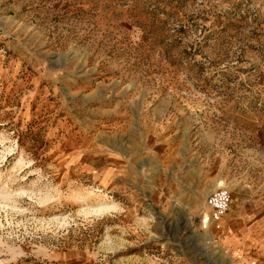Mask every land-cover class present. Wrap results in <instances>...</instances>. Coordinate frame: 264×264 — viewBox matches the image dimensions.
Wrapping results in <instances>:
<instances>
[{
  "label": "rangeland",
  "instance_id": "rangeland-1",
  "mask_svg": "<svg viewBox=\"0 0 264 264\" xmlns=\"http://www.w3.org/2000/svg\"><path fill=\"white\" fill-rule=\"evenodd\" d=\"M243 255L264 257V0H0V264Z\"/></svg>",
  "mask_w": 264,
  "mask_h": 264
},
{
  "label": "built area",
  "instance_id": "built-area-1",
  "mask_svg": "<svg viewBox=\"0 0 264 264\" xmlns=\"http://www.w3.org/2000/svg\"><path fill=\"white\" fill-rule=\"evenodd\" d=\"M232 194L228 189L220 190L208 198V206L211 209V220L216 229L223 227V220L230 211Z\"/></svg>",
  "mask_w": 264,
  "mask_h": 264
},
{
  "label": "crops",
  "instance_id": "crops-1",
  "mask_svg": "<svg viewBox=\"0 0 264 264\" xmlns=\"http://www.w3.org/2000/svg\"><path fill=\"white\" fill-rule=\"evenodd\" d=\"M223 230H226V225L224 223V227ZM236 230V232H232L230 231V240H232V242L234 243L233 248L236 250L237 254L241 255L243 253V249L242 246H238L241 245L242 243L245 245H249V240L253 237L252 233H249L250 230H245L243 229H238V228H234V231ZM242 230L240 234H238V232ZM251 232V231H250ZM227 241V239H226ZM235 241V242H234ZM242 256V255H241ZM239 261L240 264H264V257H258V258H254L251 256H244L242 258L239 257Z\"/></svg>",
  "mask_w": 264,
  "mask_h": 264
},
{
  "label": "bare ground",
  "instance_id": "bare-ground-1",
  "mask_svg": "<svg viewBox=\"0 0 264 264\" xmlns=\"http://www.w3.org/2000/svg\"><path fill=\"white\" fill-rule=\"evenodd\" d=\"M101 208L105 210L115 209V205L102 204ZM100 209V208H99ZM102 210V209H101Z\"/></svg>",
  "mask_w": 264,
  "mask_h": 264
}]
</instances>
